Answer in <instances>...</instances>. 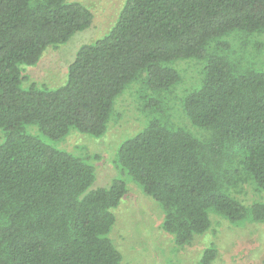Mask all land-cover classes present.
I'll list each match as a JSON object with an SVG mask.
<instances>
[{"label":"trees","instance_id":"trees-1","mask_svg":"<svg viewBox=\"0 0 264 264\" xmlns=\"http://www.w3.org/2000/svg\"><path fill=\"white\" fill-rule=\"evenodd\" d=\"M93 21L80 2L0 0V264H121L111 232L125 179L94 188V166L57 144L72 131L103 137L137 83L149 119L121 142L116 164L160 204L163 230L185 246L210 229L212 212L264 222V203L231 193L249 179L264 192V71L231 43L264 32V0H125L108 33L78 49L63 85H25V68ZM188 60L203 65L181 99L189 126L155 97L180 83L175 65Z\"/></svg>","mask_w":264,"mask_h":264},{"label":"rangeland","instance_id":"rangeland-1","mask_svg":"<svg viewBox=\"0 0 264 264\" xmlns=\"http://www.w3.org/2000/svg\"><path fill=\"white\" fill-rule=\"evenodd\" d=\"M80 2L94 14L92 26L76 33L65 45L49 48L40 62L25 68L26 82L38 86L56 88L67 79V68L74 60L78 49L97 41L108 33L114 25L119 10L125 0H68ZM241 39H244L246 43ZM239 58L252 67L264 71V32L243 38H231ZM175 67L181 74L180 83L171 91L155 97L161 100V107L169 113L173 123H185L181 113L182 97L198 87L202 80L200 62L188 60L178 62ZM146 94L141 84H133L117 100L113 118L106 134L101 138L72 131L57 144L92 164L95 168L94 188L109 187L115 179H125L127 192L118 208L114 210L116 223L111 238L122 254L121 264H202L207 251H214V259L209 264H264V222L247 220L232 223L226 218L211 213L212 225L203 235L196 236L189 244L179 246L174 236L162 228L164 212L158 202L144 193L131 176H121L116 164V154L123 140L142 130L149 119L145 110ZM147 96H153L148 93ZM183 120V121H182ZM194 130L192 126L188 127ZM36 134L37 128L29 126ZM0 130V143L2 142ZM231 193L245 206L264 203V192L258 191L251 180L239 183Z\"/></svg>","mask_w":264,"mask_h":264}]
</instances>
